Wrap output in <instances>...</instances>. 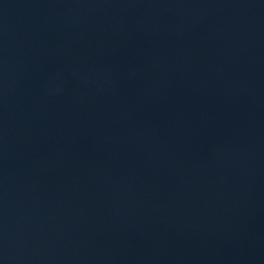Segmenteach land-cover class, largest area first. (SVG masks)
I'll return each instance as SVG.
<instances>
[{"label":"water","instance_id":"obj_1","mask_svg":"<svg viewBox=\"0 0 264 264\" xmlns=\"http://www.w3.org/2000/svg\"><path fill=\"white\" fill-rule=\"evenodd\" d=\"M0 264H264V0H0Z\"/></svg>","mask_w":264,"mask_h":264}]
</instances>
